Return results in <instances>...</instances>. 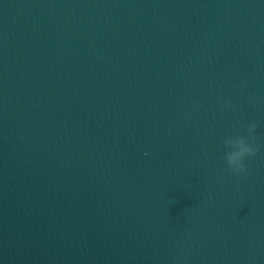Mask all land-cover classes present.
<instances>
[{
  "label": "water",
  "instance_id": "95a60500",
  "mask_svg": "<svg viewBox=\"0 0 264 264\" xmlns=\"http://www.w3.org/2000/svg\"><path fill=\"white\" fill-rule=\"evenodd\" d=\"M0 264H264V0H0Z\"/></svg>",
  "mask_w": 264,
  "mask_h": 264
},
{
  "label": "clouds",
  "instance_id": "9594fccd",
  "mask_svg": "<svg viewBox=\"0 0 264 264\" xmlns=\"http://www.w3.org/2000/svg\"><path fill=\"white\" fill-rule=\"evenodd\" d=\"M256 127V123L249 126L248 137L237 134L224 141V147L230 149L225 154V159L228 165L227 171L229 173H235L239 176L248 171L245 164V158L248 156H255L258 151V147L250 142L255 139Z\"/></svg>",
  "mask_w": 264,
  "mask_h": 264
}]
</instances>
